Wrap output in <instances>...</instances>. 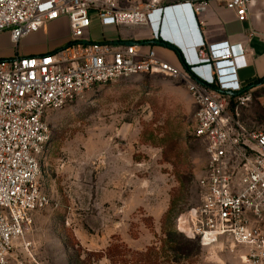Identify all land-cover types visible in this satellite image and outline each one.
<instances>
[{"label":"built area","instance_id":"2783aa9c","mask_svg":"<svg viewBox=\"0 0 264 264\" xmlns=\"http://www.w3.org/2000/svg\"><path fill=\"white\" fill-rule=\"evenodd\" d=\"M252 1L227 0V7L245 21ZM135 3L0 0V35L9 32L12 45L61 18L68 19L71 37L65 47L45 53L0 52V264H23L14 261L15 243L23 241L29 250L34 215L49 204L40 186L41 158L54 138L49 114L99 86L138 75L181 80L197 104L193 135L204 142L208 162L200 204L179 217V231L203 246L228 240L241 249L245 264H264V131L241 120L252 101L235 63L244 49L229 42L204 45L199 63L180 68L154 48L83 43L93 16L102 26L152 25L158 12L159 25L162 8ZM154 40L167 42L157 32Z\"/></svg>","mask_w":264,"mask_h":264},{"label":"rangeland","instance_id":"374dc122","mask_svg":"<svg viewBox=\"0 0 264 264\" xmlns=\"http://www.w3.org/2000/svg\"><path fill=\"white\" fill-rule=\"evenodd\" d=\"M69 33L59 20L29 41L52 45ZM0 47L14 49L5 38ZM251 92L241 120L264 131V81ZM194 115L184 82L164 75L99 86L51 112L54 138L40 177L49 204L35 214L29 250L15 243L14 261L245 264L232 242L203 246L178 229L179 217L200 204L208 162L204 142L193 135Z\"/></svg>","mask_w":264,"mask_h":264},{"label":"crops","instance_id":"0c3cea01","mask_svg":"<svg viewBox=\"0 0 264 264\" xmlns=\"http://www.w3.org/2000/svg\"><path fill=\"white\" fill-rule=\"evenodd\" d=\"M135 4L141 8L148 4L154 5L157 9L162 8L159 25L156 23L158 12L152 25L102 26L99 19L93 16L91 27L82 40L84 42L106 41L117 45H126L131 42L139 46L143 52L154 48L161 59L180 68H183L185 63H199L201 57L197 51L202 46L229 42L231 46L240 45L245 52L244 56L235 59L240 83L248 85L264 77V0H253L249 4L245 21L239 19L235 10L227 7V0H136ZM197 8L200 9L197 10ZM59 20H66L70 32L68 19L61 18ZM93 30L99 31V37L90 38ZM43 32L44 30H40L31 34L23 39L17 47L12 45L9 32H3L0 38L8 40L14 49L7 53L0 47L1 55L12 57L16 54L45 53L61 49L71 40L69 33L65 38L52 45L45 42L30 44L31 38L33 39ZM156 32L162 40L170 42L175 48L165 42L162 44L150 43L154 40ZM193 108L196 112L197 104L194 99Z\"/></svg>","mask_w":264,"mask_h":264},{"label":"trees","instance_id":"16d2710c","mask_svg":"<svg viewBox=\"0 0 264 264\" xmlns=\"http://www.w3.org/2000/svg\"><path fill=\"white\" fill-rule=\"evenodd\" d=\"M166 44L170 45L171 47H174L170 42H165ZM175 48V47H174ZM264 81V77L263 78H260L259 80H256V81H253L249 84V86H255L258 82H262ZM232 104V106H231ZM230 104V107L233 108V103ZM245 123V122H244ZM246 125V124H245ZM247 126V125H246ZM248 127V126H247ZM250 128V127H249ZM250 129H253V128H250Z\"/></svg>","mask_w":264,"mask_h":264},{"label":"water","instance_id":"95a60500","mask_svg":"<svg viewBox=\"0 0 264 264\" xmlns=\"http://www.w3.org/2000/svg\"><path fill=\"white\" fill-rule=\"evenodd\" d=\"M83 43H85V42H83ZM150 43H152V44H162V43H164V41L153 40ZM131 44H133V43L128 42V45H131Z\"/></svg>","mask_w":264,"mask_h":264}]
</instances>
